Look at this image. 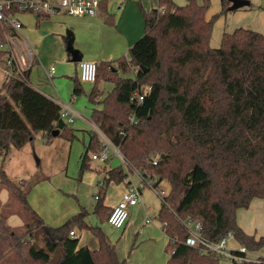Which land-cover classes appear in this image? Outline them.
I'll use <instances>...</instances> for the list:
<instances>
[{"label":"trees","instance_id":"obj_1","mask_svg":"<svg viewBox=\"0 0 264 264\" xmlns=\"http://www.w3.org/2000/svg\"><path fill=\"white\" fill-rule=\"evenodd\" d=\"M210 4L187 0L180 7L173 0H156L145 15L144 36L129 56L98 64L90 94L98 103L100 84L114 85L92 122L120 149L129 169L143 180L170 184L158 214L169 238L167 264H220L216 254L186 245L189 220L202 223V235L209 241L233 232L249 249L264 248V237L248 235L237 224L238 210L249 208L255 198L264 199V35L238 28L213 48L215 24L232 9L230 0H222L221 12L208 19ZM7 32L0 23V42ZM7 58L0 50V66ZM119 72L134 77L121 78ZM29 77L30 71L25 79L7 76L0 89V158L5 159L10 147L33 142L39 132L49 143L60 136L69 141L76 137L61 117L62 107L34 88ZM83 92L75 79L74 95ZM102 148L97 133L91 134L88 151ZM87 154L81 170L87 168ZM105 180L130 184L122 167L110 170ZM0 185L33 217L18 234L8 222L10 213L0 210V263L12 254L18 264H51V254L61 249L57 264H124L102 228L88 222L86 210L58 228H47L2 164ZM104 187L95 195L101 223L108 222L112 211L104 204ZM76 228L91 231L99 249L80 247L79 238L71 237ZM36 229L45 231V247L31 241Z\"/></svg>","mask_w":264,"mask_h":264},{"label":"rangeland","instance_id":"obj_2","mask_svg":"<svg viewBox=\"0 0 264 264\" xmlns=\"http://www.w3.org/2000/svg\"><path fill=\"white\" fill-rule=\"evenodd\" d=\"M130 1H133V3L137 2V0ZM155 1H151L153 7H156ZM173 1L180 7L187 5V0ZM121 2L122 0H107V5L111 6V8L114 7L116 11L121 6ZM138 7L141 11V25L144 31L134 43L144 36L146 27L144 13L141 6L138 5ZM221 9L222 0H211L207 18L211 19L214 15L219 14ZM28 18L30 17H25L26 20ZM22 30L20 33H23ZM55 65L57 66V72L53 82L58 86V92L62 94V99L69 105L74 117L73 123L66 122L69 128L71 127L75 130L74 133L76 136L70 141L72 143L71 153L69 154V149L67 150L66 147L67 152L62 161L63 158L61 156L64 150L58 149V147L55 148V146L62 145V142L67 143L69 140L64 136H60L55 138L56 141L52 145L47 142L48 139L44 137L43 133L39 132L36 134L34 141L27 144L28 146L24 150L22 148H13L9 160L0 158V164L3 165L5 170H9L14 179L28 177L27 180H29L28 183L32 190L29 196L30 204L34 209L36 208V211L41 213L40 215L49 228H58L64 225L72 217L77 215L80 210L84 209L89 214L88 222L93 226L101 227L115 245L120 262L124 264H158L159 261H164V264H166L167 259L170 258V251L167 250L169 243L168 236L163 231L161 222L158 219L161 206L160 197H162L160 190L156 191L150 187L151 183L149 182V178L147 179L148 184H145L143 187L142 177L136 171L129 169L115 152L110 153L108 163L91 161V168L81 170L80 157L84 153L85 147L90 143V122H92L94 111L99 109V104L92 102L90 99L91 90L94 88L92 84L94 83L81 82L79 71L75 69L76 67L73 63L65 62V65H71L73 67V70L70 72H68L66 66L64 67L58 63ZM35 69L34 73L37 77L38 73ZM42 75L41 73L39 76L41 77ZM119 75L121 78L134 77V73L125 75L123 72H119ZM0 76H4V72L1 69ZM75 79L81 82L84 90L78 96L74 95ZM90 86L91 90H87ZM97 135L100 138L99 134ZM91 152L98 151L93 150ZM91 152L89 151V154ZM37 159L40 161L39 165ZM29 161L32 163L31 167ZM118 167H122L128 175V181L131 182L130 187L141 189V201L146 206V209L141 206V209L136 215H133L132 208H130L129 219L126 226L122 229H115L108 223H101L95 214V207L98 203L95 195H99L101 185L105 184L104 189H106V193L101 195L102 197L104 196L103 201L107 204L117 201L122 190L124 189L126 191L129 188L128 186L126 187L125 182H110L107 184L105 180L106 169H115ZM55 169H57L56 172H61L57 173V175L51 174ZM27 171H30L27 173L28 175H24ZM43 174L48 175L50 178L42 181L41 177ZM45 181L48 185H45ZM161 185V189L165 191V194H168L170 184L163 182ZM254 201V203L252 201L254 205H252L251 209L249 208V211H247L248 208L240 211V213H243L239 216V220L243 225H246L247 230L253 236L256 229L259 231L258 234L260 236H264V199L257 198ZM0 210H3L6 214L10 213L8 222L18 234H23L25 225L33 221L30 212L21 203L13 200L9 191L1 185ZM147 218H149V223L146 222ZM237 224L239 225V222ZM144 230H147L145 234L143 233ZM77 233L80 236V244H87L92 248L96 247L95 245L98 241L91 231L82 230L81 232L78 229ZM45 237V231L43 229H36L31 241L37 248H42L45 247ZM230 245L233 248L237 247L233 241H230ZM62 254L61 249L52 253L51 264H57ZM18 262V256L10 254L0 264H18ZM220 264L233 263L223 258L220 260Z\"/></svg>","mask_w":264,"mask_h":264},{"label":"crops","instance_id":"obj_3","mask_svg":"<svg viewBox=\"0 0 264 264\" xmlns=\"http://www.w3.org/2000/svg\"><path fill=\"white\" fill-rule=\"evenodd\" d=\"M103 1H104V5L101 7L100 13L97 17H71L66 15H55L49 18V16H40L35 14L20 15V20L23 23L22 29L25 30H22L23 33L22 32L18 33L19 44L21 43L20 45L23 47V48L21 47L22 49L25 50H27L28 48L31 49L35 56L32 64V68L30 70V77H29L30 84L34 88L42 92L43 94L53 99L62 108L64 106H69V105L64 102V100L62 99L63 98L62 94L58 92V86L55 85L53 82L54 79L56 78V72H57V66L55 64L58 63L59 65H62L64 67L66 66L68 72H70L73 70V67L71 65H65V62H68L70 64L73 63L76 67L75 69L79 71V75H80L79 62L76 63L73 61L74 52H77L79 61H92V62H96L97 64H100L103 61L113 62L118 60L122 56H129V49L133 46L135 40L139 38V36H141V34L144 31L143 26L141 25L142 16L138 5L141 6L142 8V11L144 13V19H145V15L150 14L152 9L154 8L152 6V2H151L152 0H137V2L135 3H133V1L130 0H122L120 4L121 6H119L118 10L115 11L114 7L111 8V6L107 5V0H103ZM245 1H248L249 4L244 7L231 10L227 14L221 15L219 17L215 25L214 33L211 39V46L213 48L220 47L222 37L225 33H232L238 28L254 30L264 35V0H245ZM232 5L233 3L231 2V6ZM25 17H30V18L26 20ZM145 33H146V27H145ZM52 66L56 67V72L54 76L51 79H49L48 72ZM0 69L4 72L2 66H0ZM34 69L38 73L37 77L35 76ZM41 73L43 75L40 77L39 75ZM5 77L6 76L4 72V76H0V89L3 85ZM94 85L95 84H92V86ZM112 87H114L113 84L108 82H103L100 84L99 88L102 91V96L99 99L98 102L99 109L97 110L102 109V105L100 102L104 100V98L112 91ZM87 90H91V86ZM92 91L93 88L91 90V93ZM71 129L74 130L73 128ZM89 131L91 138V134L94 133L99 134V131L101 130L93 122H90ZM55 141L56 139L54 138L50 143L53 145ZM27 146L28 145L23 147L22 150H24ZM57 147L58 149L64 150L63 155L61 156L63 158L62 159L63 161L65 158V153L67 152L68 149H69V154L71 153L72 143L70 141L67 143L62 142V145L55 146V148ZM13 148L16 149L15 147H10L5 159L9 160ZM89 151L91 152V150ZM89 151H88V146H86L84 153L80 157L81 167L83 164L84 157L86 153H88L87 154L88 160L86 163H87V168H91L92 163L90 162L93 160H91L90 158ZM37 161L39 165L40 161L38 159ZM101 163H108V162H101ZM29 165L30 167L32 166V163L30 161H29ZM56 170L57 169L53 170L51 174L57 175V173L61 172V171L56 172ZM110 170L112 169H106V174ZM5 171L7 175L10 176L9 178L14 183L16 184L20 183V185H22L21 188L29 205L42 218V216L40 215L41 213L39 211H36V208L34 209L30 204L29 196L32 190L28 183L29 180H27L28 177L14 179L13 175L9 172L8 169H6ZM29 172L30 171L25 172L26 174L24 175H28L27 173ZM137 174L140 176L138 172ZM41 178H42L41 180L43 181L44 179L50 177L46 174H43ZM34 181L36 182V180ZM45 185H48L47 182ZM125 185L127 187L128 183H125ZM124 191L125 190L123 189L117 201L108 204L104 203L105 206H107L109 209H113L118 204V202L121 201L120 200L122 199L121 196L123 197L122 194L125 193ZM256 199L257 198L252 200L253 203L255 202L254 200ZM253 203L251 202L249 206L250 209L252 208V205H254ZM141 206H143V208L146 209V206L143 205L142 201L137 206L132 207L133 215H136L139 212ZM249 208L247 209V211H249ZM81 211H83V209L80 210L79 213ZM240 211L243 210L242 209L238 210L237 222H239L240 227L243 229V231L246 234L252 235V233H249V231L247 230L246 225H243V223H241V221L239 220V216L243 213V212L240 213ZM42 220L44 221L43 218ZM147 220H149V218L146 219V222ZM161 226L163 231L166 233L162 223ZM77 231L78 228L74 229L73 231L76 233V236H78ZM79 231L82 232V230ZM146 231L147 230H144L143 233L145 234ZM258 233L259 231H257L256 229L254 232V237H256L257 239L264 237V236H260ZM78 238H79L80 247H88L91 250L99 249L98 240H97L98 243H96L95 245L96 247L92 248L87 244H83V245L80 244V236H78ZM168 260L169 258L167 259L166 264ZM158 264H164V261L163 262L159 261Z\"/></svg>","mask_w":264,"mask_h":264},{"label":"built area","instance_id":"obj_4","mask_svg":"<svg viewBox=\"0 0 264 264\" xmlns=\"http://www.w3.org/2000/svg\"><path fill=\"white\" fill-rule=\"evenodd\" d=\"M102 2L103 0H0V23L5 29L9 30L5 34V41L0 42V50L6 51L8 54L7 61L2 66L5 76L24 78L25 72L31 70L35 57L31 49H22L19 44L18 33L23 28L20 15L97 17L100 13ZM79 68L81 82L95 83L98 72V64L96 62L80 61ZM55 72L56 67L52 66L48 72V78L51 79ZM143 99L142 95L139 96L140 101ZM61 117L66 122H73L74 118L69 106L62 108ZM99 136L103 148L98 152H91V160L108 162L110 153L115 152L124 161L120 149L102 131H99ZM153 164L156 165L157 162L154 161ZM149 182L153 190H160L162 197L166 195L165 191L161 189L162 183L158 184V178H152ZM130 184L121 201L112 209L109 215L108 224L115 229L124 228L129 219V209L141 203V189L130 187ZM145 184H148L147 180L142 178V186L144 187ZM186 226L189 230V236L185 241L186 245L199 248L202 254L214 253L221 259L224 258L236 264L264 263V252H262L264 248L259 251L249 249L235 239L233 232H228L219 241H209L202 235V223L200 221L189 220ZM71 237H77L76 233L71 232ZM230 241L236 243L237 247H231Z\"/></svg>","mask_w":264,"mask_h":264},{"label":"water","instance_id":"obj_5","mask_svg":"<svg viewBox=\"0 0 264 264\" xmlns=\"http://www.w3.org/2000/svg\"><path fill=\"white\" fill-rule=\"evenodd\" d=\"M231 2L233 3V5L231 6L232 10L244 7V6L249 4V2L245 1V0H231ZM73 61L76 62V63L80 62L79 58H78V55H77V52L73 53Z\"/></svg>","mask_w":264,"mask_h":264}]
</instances>
